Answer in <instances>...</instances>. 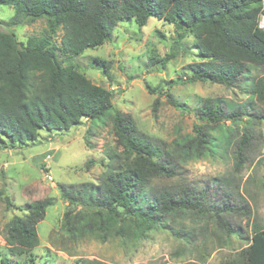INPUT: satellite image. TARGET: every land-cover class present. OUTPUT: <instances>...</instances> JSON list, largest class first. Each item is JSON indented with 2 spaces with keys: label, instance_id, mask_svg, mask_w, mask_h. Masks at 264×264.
<instances>
[{
  "label": "trees",
  "instance_id": "obj_1",
  "mask_svg": "<svg viewBox=\"0 0 264 264\" xmlns=\"http://www.w3.org/2000/svg\"><path fill=\"white\" fill-rule=\"evenodd\" d=\"M0 6L15 9L9 26L45 18L50 33L23 43L13 30H0V152L35 142L40 130H69L83 118L94 121L109 114L111 91L63 65L58 50L75 56L96 49L124 21L142 28L156 16L194 37L198 61L188 65L189 77L173 84L182 80L235 87L249 64L264 65V28L259 27L264 0H0ZM59 28L63 30L60 46L51 38ZM162 62L165 65L166 59ZM252 93L264 102V76L255 81ZM167 101L185 110L171 94ZM160 102L155 99L154 112ZM251 110L247 104L230 106L221 97L203 98L196 109L200 122L194 124L193 136H180L170 145L142 132L130 114L116 110L113 132L121 151L109 155L101 181L58 185L62 197L78 206L64 213L69 237L104 242L114 237L141 239L153 229L166 227L172 217L206 212L210 209L206 192L189 184L153 189L152 182L177 176L180 156L199 159L215 153L214 133L227 128L228 121L232 126L247 118L243 132L235 135V167L243 168L253 145L252 125L264 119V114ZM4 193L3 187L0 197ZM4 199L11 206L10 198ZM228 208L249 213L232 205L224 211ZM25 210V216L16 215L6 225L4 240L13 254H31L40 243L37 226L45 218L46 206L33 201ZM215 216L229 235L237 231L220 211ZM80 264L110 263L85 259ZM220 264H264V228L254 229L236 260Z\"/></svg>",
  "mask_w": 264,
  "mask_h": 264
},
{
  "label": "rangeland",
  "instance_id": "obj_2",
  "mask_svg": "<svg viewBox=\"0 0 264 264\" xmlns=\"http://www.w3.org/2000/svg\"><path fill=\"white\" fill-rule=\"evenodd\" d=\"M13 15L14 8L0 6V30H13L19 41L50 34L47 19L9 26ZM62 36L61 28L51 34L58 46ZM195 51L190 33L156 16L142 28L134 21L119 23L110 40L82 54L72 56L58 50L63 65L111 91L113 109L98 120L83 118L69 130H40L35 142L0 153V190L5 189L0 197V264H33L31 259L34 264H80L85 259L110 264H220L236 260L254 229L264 228V119L252 125L253 145L240 170L235 167V135L243 132L247 118L232 126L228 121L227 128L214 133L215 153L199 159L180 156L177 176L152 182L153 189L189 184L206 192L210 206L206 212L172 217L166 227L153 229L141 239H71L63 225L64 213L78 206L62 197L58 185L98 184L109 155L121 151L113 132L116 110L130 114L142 132L167 145L180 136H193L194 124L200 122L196 109L203 98L221 97L230 106L247 104L251 111L264 114V102L252 93L255 81L264 76V65L249 64L235 87L182 80L173 84L190 76L188 65L198 61ZM167 94L184 104L185 110L169 104ZM157 98L161 102L154 112ZM33 201L46 206L45 218L38 224L40 243L31 254H13L4 240L6 225L16 215L25 216ZM229 205L249 213L224 211ZM216 211L235 227V233L229 235L218 226Z\"/></svg>",
  "mask_w": 264,
  "mask_h": 264
},
{
  "label": "built area",
  "instance_id": "obj_3",
  "mask_svg": "<svg viewBox=\"0 0 264 264\" xmlns=\"http://www.w3.org/2000/svg\"><path fill=\"white\" fill-rule=\"evenodd\" d=\"M259 27L264 28V13L261 15V18L259 20ZM47 177L49 178V180L53 181L52 175L48 174Z\"/></svg>",
  "mask_w": 264,
  "mask_h": 264
},
{
  "label": "crops",
  "instance_id": "obj_4",
  "mask_svg": "<svg viewBox=\"0 0 264 264\" xmlns=\"http://www.w3.org/2000/svg\"><path fill=\"white\" fill-rule=\"evenodd\" d=\"M3 151H5V150H3ZM3 151H1L0 153H2ZM37 228H38V226H37ZM6 244V243H5Z\"/></svg>",
  "mask_w": 264,
  "mask_h": 264
}]
</instances>
